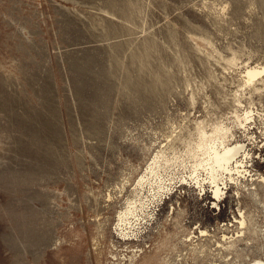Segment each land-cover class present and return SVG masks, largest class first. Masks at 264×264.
<instances>
[{
    "label": "rangeland",
    "instance_id": "rangeland-1",
    "mask_svg": "<svg viewBox=\"0 0 264 264\" xmlns=\"http://www.w3.org/2000/svg\"><path fill=\"white\" fill-rule=\"evenodd\" d=\"M246 65H264V0H0V264L259 256L262 238L217 248L237 231L224 230L236 200L212 209L207 188L182 184L183 170L170 172L161 201L148 186L134 190L172 136L196 120L228 122ZM252 127V139L235 134L264 172V126ZM136 197L157 200L143 210L154 216L122 237L117 215ZM241 200L250 231H264V209ZM198 228L209 235L197 238Z\"/></svg>",
    "mask_w": 264,
    "mask_h": 264
},
{
    "label": "bare ground",
    "instance_id": "bare-ground-1",
    "mask_svg": "<svg viewBox=\"0 0 264 264\" xmlns=\"http://www.w3.org/2000/svg\"><path fill=\"white\" fill-rule=\"evenodd\" d=\"M236 62L235 55L226 61L228 65H236ZM263 99L264 65H246L237 90L232 95V102L236 107L233 105L235 108L233 107L232 117L226 118L228 122L208 123L205 119H200L196 120L194 124L192 123L191 129L172 136L167 145L154 154L143 173L136 180L134 188L136 192L138 188L148 186L152 198L158 195L157 199L161 201L162 195L166 196L171 191V184H167L173 179L170 172L173 170L179 173L183 170L186 175L181 176L182 184L192 187L198 195L205 194L207 188L211 200H213L212 209L219 210L220 202L225 198L233 197L237 205L235 215H233L232 222L225 224L224 230L234 227L237 231L230 237L222 235V240L230 244L229 246H225L218 240L214 241L219 250L236 251L237 243L242 241L246 246H250L255 245L262 238L260 255L249 258L246 264H264V231L257 223H254L257 227L256 231H250L251 221H255L241 205L242 197L247 195L264 209V172L254 171L251 164L253 155L246 150V144L242 138L236 137L235 132L241 130L243 139H252L254 134L249 130L253 128L256 121L264 126ZM259 132L261 136H264V127ZM178 145H181L180 150L177 149ZM259 158L264 162V158L260 156ZM259 190L262 191V194L259 193ZM137 197L128 199L124 208L117 215L118 233L122 237H129L132 235L130 233L138 229L139 223L144 218L140 219L142 214L150 219L154 216V210L151 208H149L151 211H146V213L143 210L154 205L157 200L156 202L153 199L143 201L144 199H137ZM108 199H111L110 195H108ZM208 235L207 230L198 228L197 238ZM196 237L192 236L187 241L191 242L192 238ZM203 248H205L204 245Z\"/></svg>",
    "mask_w": 264,
    "mask_h": 264
},
{
    "label": "built area",
    "instance_id": "built-area-1",
    "mask_svg": "<svg viewBox=\"0 0 264 264\" xmlns=\"http://www.w3.org/2000/svg\"><path fill=\"white\" fill-rule=\"evenodd\" d=\"M258 142H259V140H258ZM260 144H261V143H260ZM260 144H259V145H260Z\"/></svg>",
    "mask_w": 264,
    "mask_h": 264
}]
</instances>
